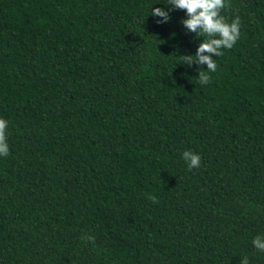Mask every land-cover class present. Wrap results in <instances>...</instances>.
Segmentation results:
<instances>
[{"label": "trees", "instance_id": "obj_1", "mask_svg": "<svg viewBox=\"0 0 264 264\" xmlns=\"http://www.w3.org/2000/svg\"><path fill=\"white\" fill-rule=\"evenodd\" d=\"M151 6L0 0V264H264V0L204 84Z\"/></svg>", "mask_w": 264, "mask_h": 264}, {"label": "clouds", "instance_id": "obj_2", "mask_svg": "<svg viewBox=\"0 0 264 264\" xmlns=\"http://www.w3.org/2000/svg\"><path fill=\"white\" fill-rule=\"evenodd\" d=\"M165 7H152L149 14L157 17V23H164L170 19V12L176 9L185 11L181 24L186 33H195L202 38L194 54L183 55L179 64L191 66L195 63L207 71H199V82L204 84L209 81L210 72L216 70V61L213 57L222 55V49H231L240 37V19L234 17L230 21L221 15V9L225 7L226 0H162ZM148 14V15H149ZM7 120L0 118V157L9 153V146L5 139ZM182 159L188 170L199 167L201 156L197 152L184 150ZM155 202V197H151ZM92 239V237H88ZM253 247L264 252V235H257L252 239ZM240 264H248L247 257L240 260Z\"/></svg>", "mask_w": 264, "mask_h": 264}]
</instances>
